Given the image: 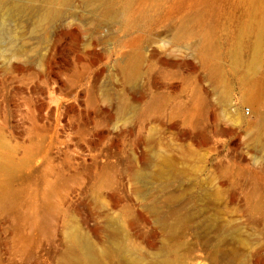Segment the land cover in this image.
I'll return each instance as SVG.
<instances>
[{
	"label": "rangeland",
	"instance_id": "374dc122",
	"mask_svg": "<svg viewBox=\"0 0 264 264\" xmlns=\"http://www.w3.org/2000/svg\"><path fill=\"white\" fill-rule=\"evenodd\" d=\"M5 158L0 264H59L68 232L121 221L168 243L162 217L199 208L264 264V0H0ZM195 229L172 231L208 264Z\"/></svg>",
	"mask_w": 264,
	"mask_h": 264
},
{
	"label": "bare ground",
	"instance_id": "6f19581e",
	"mask_svg": "<svg viewBox=\"0 0 264 264\" xmlns=\"http://www.w3.org/2000/svg\"><path fill=\"white\" fill-rule=\"evenodd\" d=\"M249 98L250 96L247 99ZM255 138L260 141L258 136ZM18 166V163L9 158L0 160V175L3 176L0 180V208L9 203L11 192L5 184ZM196 200L200 201L198 198ZM181 209H184L183 206ZM198 210V216L190 215L185 221L179 220L175 214L162 217L161 224L168 229L169 233L168 243L163 241L159 232H152L150 235L139 233L138 235L142 236L147 244V248L130 246L127 243L130 236L128 226L134 225V220L118 222L109 230L100 225L72 230L66 234V243L60 254L59 264H205L198 258L195 248L180 247L179 239L182 234L179 235L172 230L183 223L196 228V236L200 241L198 248L203 250L208 264H243L236 261L235 254H232L231 259L228 258L229 254L221 249L222 244L219 246L221 239L218 227L208 223L204 209ZM175 245L179 248L174 249ZM254 263L257 264V262Z\"/></svg>",
	"mask_w": 264,
	"mask_h": 264
}]
</instances>
